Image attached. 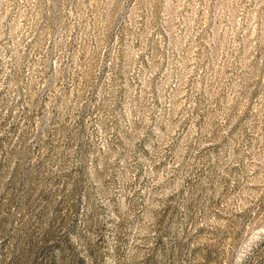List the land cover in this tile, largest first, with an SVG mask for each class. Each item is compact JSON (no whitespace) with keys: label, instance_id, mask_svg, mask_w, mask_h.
<instances>
[{"label":"rangeland","instance_id":"obj_1","mask_svg":"<svg viewBox=\"0 0 264 264\" xmlns=\"http://www.w3.org/2000/svg\"><path fill=\"white\" fill-rule=\"evenodd\" d=\"M0 264H264V0H0Z\"/></svg>","mask_w":264,"mask_h":264}]
</instances>
